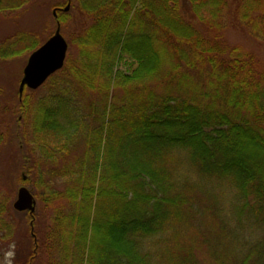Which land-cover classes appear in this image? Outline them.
I'll use <instances>...</instances> for the list:
<instances>
[{"label": "trees", "instance_id": "obj_1", "mask_svg": "<svg viewBox=\"0 0 264 264\" xmlns=\"http://www.w3.org/2000/svg\"><path fill=\"white\" fill-rule=\"evenodd\" d=\"M25 1L0 0V9L17 10ZM78 1L92 23L73 35L77 58L67 56L39 87L49 86V94L38 100L32 130L53 163L58 155L66 159L76 140L82 153L50 170L59 185L33 181V161L24 156L20 168L31 179L21 183L45 187L41 199L53 206V216L44 233L34 219L14 239L6 217L18 211L0 197V244L16 241L20 264H34L42 253L45 264L207 263V255L196 258L194 236L180 237L201 224L203 180L230 186L237 216L264 231V64L225 41L227 0ZM237 7L240 20L264 40V0H241ZM69 18L58 10L54 19ZM14 37L0 47L1 58L42 44L33 33ZM127 56L129 70L113 78L114 63ZM36 90L18 96L16 117L28 118ZM89 91L102 97L99 105L76 99ZM5 138L0 132V145ZM180 164L189 167L181 179ZM213 219L221 234L223 223ZM155 239L163 242L160 254L146 248ZM207 264H264V242Z\"/></svg>", "mask_w": 264, "mask_h": 264}, {"label": "rangeland", "instance_id": "obj_2", "mask_svg": "<svg viewBox=\"0 0 264 264\" xmlns=\"http://www.w3.org/2000/svg\"><path fill=\"white\" fill-rule=\"evenodd\" d=\"M241 0H227L222 12L221 31L225 41L230 46L240 45L245 51L253 54L260 64H264V40L256 38L245 23L240 20V12L238 4ZM55 4L65 6L66 0H26L24 5L15 10L0 9V47H6L18 33H33L38 35V41L43 43L49 36H51L57 23L53 15V7ZM69 12L70 18L63 24H59L60 31L68 43L67 56L73 62L78 56V50L72 42L73 35L80 33V31L92 23L91 19L79 8L78 0H71ZM29 53L20 54L15 57H0V132L6 137L4 142L0 145V197L15 200L18 188L24 186L28 188L35 195L36 206L35 212L32 214L33 218L29 221V217L24 213L11 210L9 218L6 220L13 224L15 234L19 231H26L29 224H36V227L41 233H44L50 224L53 216V206L50 203L44 202L41 195L45 193L43 186L30 187L29 184L21 183L27 179H31L24 167L20 168L24 162V156L31 158L34 164L33 181L37 182L40 177H43L46 182L52 184L50 181V170H60L61 166L73 164L82 153V142L76 140L72 145V153L65 158L63 155H58L56 163H53L45 156L42 147L39 146L35 133H33V118L36 112L38 100L46 97L49 94V86L41 87L36 92L29 94L30 96V110L28 118H22L18 113L16 120L15 110L17 107V100L22 97L19 95L18 88L20 80L23 76V68L26 64ZM130 68L129 57H124L122 60L116 61L113 68V78L115 73L125 72ZM25 90V89H24ZM23 90V92H24ZM111 88V95L114 92ZM101 96L94 91H89L87 94H78L76 99L81 103L92 100L99 105ZM110 101V97H109ZM53 105V104H52ZM93 127L95 123L92 122ZM22 135V140L18 136ZM26 137V139H25ZM53 143V142H52ZM47 147H50L47 143ZM53 147V146H52ZM66 154V152L64 153ZM28 159V160H29ZM65 159V160H64ZM71 162V163H70ZM177 177L184 178L182 174L187 175L189 167L181 165L178 167ZM38 176V178H37ZM61 184V183H60ZM197 186V195L201 203L203 214L198 221L201 222L198 227L195 226L197 232L186 230L181 233L182 239H189L191 236L196 238L195 244L199 243L200 249L196 252V258L200 261L204 255H207V263L216 261V258L221 257L233 260L244 253L251 245L258 242H264V231L255 228L249 224L248 226L245 218L237 216L234 209L235 203L233 200V193L231 187L224 182L215 180L199 181ZM54 186V185H53ZM210 211V212H209ZM215 214L213 219L208 217L209 214ZM35 216V217H34ZM221 221L224 225V231L221 234L217 233L218 228L212 225V220ZM243 223L239 226V223ZM218 222H216L215 226ZM1 237V236H0ZM227 237H230L229 241ZM163 242L160 240H152L146 244V248L155 254L163 251ZM16 241L12 244L2 246L0 244V264H20L23 260L18 262ZM204 252V253H203ZM25 252L23 251V255ZM34 264H45L47 256L43 253ZM40 255V256H41ZM197 261V262H199ZM203 263V264H207ZM159 264H162L159 261ZM202 264V263H200Z\"/></svg>", "mask_w": 264, "mask_h": 264}, {"label": "water", "instance_id": "obj_3", "mask_svg": "<svg viewBox=\"0 0 264 264\" xmlns=\"http://www.w3.org/2000/svg\"><path fill=\"white\" fill-rule=\"evenodd\" d=\"M69 7L68 2L62 10L68 11ZM53 15L56 16L55 10H53ZM67 49L68 44L57 23L54 33L28 56L19 83V95H22L25 88L36 90L49 76L60 70L64 65ZM12 206L18 212L28 211L32 215L35 212L36 200L26 187L21 186Z\"/></svg>", "mask_w": 264, "mask_h": 264}]
</instances>
